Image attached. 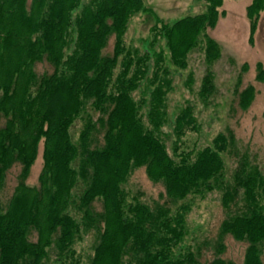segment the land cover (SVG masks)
Segmentation results:
<instances>
[{"label": "trees", "instance_id": "trees-1", "mask_svg": "<svg viewBox=\"0 0 264 264\" xmlns=\"http://www.w3.org/2000/svg\"><path fill=\"white\" fill-rule=\"evenodd\" d=\"M144 1L0 0V118L5 119L0 127V191L8 170L21 165L15 191L0 209V264H47L53 247L59 264H73V245L95 229L91 264H198L191 250L175 252L186 234L189 206L174 209L172 203L214 188L222 190L226 208L239 201L242 207L223 221L217 256L209 264H236L220 256L226 234L248 243L243 264H264V177L259 169L243 160L232 183H224L226 134L194 156L176 152L179 145L171 156L165 141L167 96L173 89L170 66L187 67L189 54L202 42L207 61L219 59V44L205 32L215 26L223 0H206L204 12L173 23L158 19L144 49L127 47L129 21L146 10ZM263 9L264 0H253L248 8L253 30ZM112 36L113 53L105 55ZM162 40L165 47L159 45ZM44 60L54 70L38 75L35 65ZM257 78L264 81L263 68ZM144 81L149 99L145 94L136 99ZM215 91L208 73L200 96L208 102ZM253 93V86L241 92L242 108ZM88 104L100 113L102 145H95L97 123L90 115L79 142L72 141L70 128ZM172 125L176 144L188 131L199 130L188 106ZM43 139L39 185L29 186L26 178ZM139 166L164 185V204L128 202L123 184ZM79 183L81 191L74 194ZM97 201L102 202L100 211ZM71 208L80 212V222ZM32 232L35 241L30 240Z\"/></svg>", "mask_w": 264, "mask_h": 264}, {"label": "rangeland", "instance_id": "rangeland-1", "mask_svg": "<svg viewBox=\"0 0 264 264\" xmlns=\"http://www.w3.org/2000/svg\"><path fill=\"white\" fill-rule=\"evenodd\" d=\"M252 3L253 0H223L218 8L215 26L207 28L205 32L220 46L221 53L218 60L213 63L207 61L203 42L189 54L188 65L184 69L172 66L167 58L173 79V89L167 96L169 124L165 127L167 133L165 141L168 151L175 157L174 148L175 145H179L180 151L176 152L180 154L181 151H185L194 156L200 149L212 146L218 135L226 134L229 146L222 154L225 165L224 183H232L235 171L243 160L257 167L264 177V81L257 78L259 69H264V9L259 13L258 19L256 18V26L253 30L252 19L248 15V8ZM144 4L146 10L139 12L129 21L125 35L127 47L144 49L151 39V31L158 19L165 23H173L180 18L199 14L207 9L206 0H145ZM200 38H203V35H200ZM114 44L115 37L112 36L107 41L103 53L112 54ZM159 45L165 47V41H160ZM53 70V65L45 60L35 65L38 75L52 73ZM119 71L118 65L116 75ZM208 73L213 76L216 91L210 100L205 102L200 96V91ZM249 86L254 88L253 98L248 107L242 108L240 94ZM148 91L147 83L144 81L142 87L135 92L136 99L140 98V94H145L149 99ZM187 106L192 109L199 130L188 131L181 142L176 144L177 138L172 123ZM147 110L148 107L144 106V111ZM88 115L97 123L95 145H102L103 131L100 123L98 124L100 113L91 104H88L81 116L73 122L70 128L72 141L79 142ZM146 116L147 114L145 119ZM4 122L5 119L1 117L0 127ZM44 148L43 139L38 143L36 158L26 178L29 186L39 185L44 167ZM20 170L21 165L16 163L6 174L4 186L0 191L2 210L7 207L15 191ZM81 186L79 183L74 188V194L81 191ZM123 188L128 202L138 199L153 207L156 203L166 202L164 185L153 181L145 166L135 168L123 184ZM222 195L221 189L214 188L204 195L189 194L186 199L173 201L174 209L182 204L189 206L185 214L186 234L183 242L175 248L177 254L191 250L198 264H209L217 256L216 246L221 241L223 221L231 211L237 213L242 207V202L239 201L232 204L230 209L226 208L222 202ZM94 205L98 211L102 209L101 201L95 202ZM70 212L79 222L81 221L78 210L71 208ZM36 237V232L30 234V240L35 241ZM97 241L96 229L82 234L73 245L75 253L69 261L73 264H91ZM222 242L224 247L220 256L236 264H243L248 243L237 240L231 234H226ZM46 262L59 264L54 247L49 250V258Z\"/></svg>", "mask_w": 264, "mask_h": 264}]
</instances>
